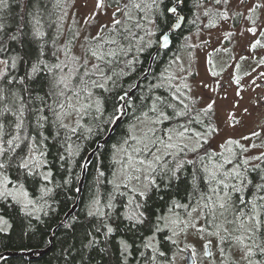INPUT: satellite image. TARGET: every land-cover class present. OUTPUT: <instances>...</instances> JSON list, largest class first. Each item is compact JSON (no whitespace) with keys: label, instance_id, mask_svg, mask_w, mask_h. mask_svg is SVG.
I'll return each instance as SVG.
<instances>
[{"label":"snow or ice","instance_id":"6c2138e0","mask_svg":"<svg viewBox=\"0 0 264 264\" xmlns=\"http://www.w3.org/2000/svg\"><path fill=\"white\" fill-rule=\"evenodd\" d=\"M42 2L34 0L29 19L7 35V41L5 25L0 23V201L22 214L29 221V227L32 217L39 220L36 214L47 206L53 192L49 187L54 181L53 161L48 159L47 141L51 138L59 142L56 159L65 161L74 155L78 146L74 150L72 137L83 127L86 117L102 111L104 99L97 91H111L109 85H114L118 76L116 68L121 58L132 52L134 43L141 42L137 47L139 52L151 46L142 43L144 37L139 32L147 31L149 35L159 32L156 43L166 49L170 41L168 31L180 26L184 19L180 15L182 0H125L123 3L112 0L115 7L108 23L98 24L95 35L84 36L81 52L76 55L73 48L80 32H73L60 44L63 24H56L54 35L45 30ZM215 2L219 4L221 0ZM59 4L57 0V7ZM7 7V0H0V8ZM105 7V0H96V9ZM259 7V4L253 5L249 12ZM149 14L154 19H149ZM97 15L94 11L85 23ZM204 15H209L207 10ZM220 15L222 19L228 18L227 11ZM58 19L62 22L64 16ZM169 20L172 22L168 24V31H164L158 22ZM145 21L150 28H146ZM247 31L255 35L257 28L249 27ZM259 35L264 36V31ZM7 42H13L19 50L10 54ZM250 47L255 50L264 44L255 39ZM132 63L133 60H123L126 67ZM260 64L264 65V57ZM21 68L23 75L13 74ZM211 74L219 75L215 71ZM172 79L175 78H169L168 95L150 96L151 103L142 105L139 115L134 114L133 121L113 145V179L108 182L112 191L103 203L99 196L90 200L87 216L99 220V225L92 226L95 235L91 231L86 233L89 239L85 247L98 243L102 229L108 238L124 224L125 231L133 236L140 229L146 235L140 236V247H136L135 239L131 243L126 238L119 239L123 264H128L133 251L139 253L143 264H156L158 257L173 264L175 254L169 259L160 251L158 235L165 231L170 235L164 239L174 246L178 245L175 237L182 234L191 233L201 239L214 237L221 257L225 246L238 251L240 261L230 260L228 264H264V259L255 258L257 254L264 257V167L261 166L264 151L256 156L247 155L249 148L231 137L218 145L219 151L213 150L210 141L219 133L210 116L215 101L195 109L190 106L195 103L192 97L186 96L180 85L171 83ZM37 83L39 89L33 87ZM235 83H240L238 77ZM182 87L191 91L187 83ZM125 96L127 93L117 96L116 100L124 101ZM185 97L190 103L185 102ZM122 115L124 105L114 104L108 122L118 123ZM258 135L252 132V136ZM180 184L185 185V195L177 199L173 190L178 193ZM165 196L169 197L167 213L154 211L152 202L163 201ZM119 197L123 199L118 200ZM8 226V220L0 215V232ZM211 246L212 239H207L203 247L209 258L212 253L207 249ZM192 255L195 257V252Z\"/></svg>","mask_w":264,"mask_h":264},{"label":"trees","instance_id":"16d2710c","mask_svg":"<svg viewBox=\"0 0 264 264\" xmlns=\"http://www.w3.org/2000/svg\"><path fill=\"white\" fill-rule=\"evenodd\" d=\"M208 1L183 0L180 5V13L185 16L182 27L172 33L171 45L157 52L149 76L143 80L139 89L134 93L133 100L129 104L130 109L128 115L119 123L110 140L94 155L91 164L88 166V173L79 206L69 220L57 228L50 250L37 259L30 260L20 255L10 256L2 259L0 264H123L118 245L119 239L122 237L126 238L130 243L135 239L136 247H140V236L146 235L144 229H140L133 236V234L125 231L124 224H120L119 231L108 238H105L102 229L97 237L98 243L90 247H85L89 239L86 233L91 231L95 235L92 226L99 225V220L87 216L88 205L94 196H99L103 203L107 199V194L112 191V185L108 182L113 179V145L117 144L128 124L133 121L134 114L139 115L142 105L151 103L148 99L150 96L168 95V83H166L168 78L165 75L167 67L174 61L181 49L186 46L185 40H187L189 34L199 30L202 26L209 28L216 24L211 18L218 17L219 11L213 9L207 10L209 13L207 16L204 15L205 12L203 14L200 13V8ZM211 1L213 4H217L215 0ZM107 2L112 4V7H115L112 0H107ZM123 2L125 0H121V3ZM7 4V8H0V23L5 25V41H7V35L14 33L18 25L29 19L28 13L33 10L34 0H7ZM66 7L64 0H60L58 7L57 0H43L41 4L42 10L45 12L46 31L54 35L56 33V24H63V33H66L60 38V44H63L66 39H69L74 32L73 27H69L66 31L64 29ZM60 16H64L62 22L58 19ZM204 17H208L209 20L203 22ZM149 19H154V17L149 14ZM171 22L169 20L158 23L160 24V28L166 31L168 24ZM49 24L51 27L47 26ZM145 24L146 28L151 27L147 24V21H145ZM134 31L139 30L134 29ZM139 34L144 37L142 43L144 45L150 43L151 46H146L144 51L139 52L137 51V47L141 42L137 41L134 43L132 45V52L127 57H122L120 66L116 68L118 76L115 84L109 85L111 91H97V95L104 99L102 111L99 114L86 117L82 122L83 127L79 128L77 134L72 137L71 143L74 145V150L75 146H78V151L74 155L69 156L65 161H60L56 159L59 142H54L51 138L47 141L50 152L48 159L53 161L52 171L54 181L49 185V187L53 188V192L49 195L47 206H44L43 211L36 214L39 216V220L36 217H32L31 227H29V221L22 214L0 201V215H3L9 222L6 231L0 232V251L6 249L43 248L49 244V236L52 233V229L58 225L67 209L76 200L78 181L81 176L85 156L95 146L96 142L105 136L112 124L108 121L113 114V105L117 103L121 104V101H117L116 97L122 96L135 84L136 80L146 70L150 56L158 45L156 40L159 32H156L155 35H149L147 31H140ZM7 46L10 49V54L13 50H19L18 46L13 42H7ZM125 59L133 60V63L126 67L123 64V60ZM13 74L23 75V69L21 68ZM161 84L164 86L158 87ZM33 87L39 89L40 84L37 83ZM181 88L186 93V96L192 97L195 101L194 105L190 104V106L197 110L202 108L188 90L183 89V87ZM40 94L43 95V92ZM25 97L27 98L26 93ZM185 102L190 103L186 97ZM210 116L213 122V112L210 113ZM193 127L198 126L193 125ZM89 128L92 129L91 132L88 131ZM60 151L62 152L63 149H60ZM261 166L264 167V164ZM190 168L191 166H189V170ZM100 172H103L104 175L100 176ZM11 174L14 175V173ZM251 175L255 176L256 174L252 173ZM178 187L179 192L176 193L174 189L173 194L177 196V199H181L185 195V185L180 184ZM36 196H39L38 192ZM121 199L123 198H118V200ZM168 200V196H165L163 201L155 199L151 206L154 211L166 214ZM120 211H124V209H120ZM74 217L76 218L75 220H73ZM68 224H73L74 226L67 227ZM167 235H170L167 231L159 234L158 240L160 241V251L164 252L167 258L171 259L173 254L179 250V246H174L171 242L166 241L164 237ZM141 251L147 252V250L142 248ZM255 258L264 259L259 254ZM164 261H166L164 257H158L156 264H162ZM128 264H143L138 252L133 251L132 255L128 258Z\"/></svg>","mask_w":264,"mask_h":264},{"label":"rangeland","instance_id":"374dc122","mask_svg":"<svg viewBox=\"0 0 264 264\" xmlns=\"http://www.w3.org/2000/svg\"><path fill=\"white\" fill-rule=\"evenodd\" d=\"M64 1L67 6L65 31L73 27L74 32L81 34L73 48L74 53L79 55L83 37L95 35L98 24L108 23L114 7H108L107 0L103 10L95 8L96 0ZM256 4L261 7L255 12H249ZM211 9L219 11L218 17L211 18L216 24L209 28L202 26L189 34L185 40L186 46L167 67L166 83H169L170 77L175 78L171 83L181 87L183 83H187L191 89L189 93L195 97L200 107L215 101L213 123L219 133L210 141L213 150L219 151L218 145L231 137L249 148L247 155L256 156L264 151V147H261L264 146V77L261 76L264 65L260 64V59L264 57V47L253 50L250 45L255 39H260L264 44V36L259 35L264 31V0H227V3L221 0L219 4H213L209 0L202 5L200 13ZM94 11L98 15L86 24V18ZM224 11H227V19L221 18L220 14ZM208 20V17H204L203 22ZM253 20L255 24L252 23ZM249 27H256L257 33H249ZM212 71L219 75L212 76ZM237 77L240 79L239 84L235 83ZM252 132L259 135L252 136ZM242 137L248 139L244 140ZM251 145L257 147L253 148ZM175 239L178 240L179 250L174 253L173 264H228L230 260L240 261L238 251L232 246H225L224 256L221 257L214 237L201 239L189 233ZM207 239H212L211 258L205 255L203 247ZM187 251L191 255L193 252L196 254L192 263L187 262Z\"/></svg>","mask_w":264,"mask_h":264},{"label":"water","instance_id":"95a60500","mask_svg":"<svg viewBox=\"0 0 264 264\" xmlns=\"http://www.w3.org/2000/svg\"><path fill=\"white\" fill-rule=\"evenodd\" d=\"M182 2H183V0H182ZM180 15L184 18L181 21V25L178 26V27L173 28L171 31H168V29L166 30V31H168V35L170 36L169 46L172 43V33L174 31L179 30L182 27L183 23H184L185 16L183 14H181V13H180ZM162 48L163 47L157 45L155 51L153 52V54L151 55V57L149 59V63H148L146 71L137 80V82L134 85V87L129 92H127L126 100L132 98L133 93L137 90L139 84L142 82V80L144 78H146L149 75V73L151 71V68H152V66L154 64L157 52L160 49H162ZM126 100H124V101L126 102ZM125 102L123 103V105H124V115L121 116L119 122L118 123L114 122L112 124V126H111V129L107 133V135L104 138L98 140L97 143L95 144L94 148L92 150H90V152L87 154V157H86L84 165H83L82 176H81L80 181L78 183L77 197H76L75 203L72 205L70 210L65 214L64 218L62 219V221L52 229V233L49 236L50 244L48 246H46L45 248H32V249H28V250H6V251H3V252L0 253V261L2 259H4V258L10 257V256H15V255H22V256L26 257L27 259H37V258H40L41 256H43L46 252H48L50 250V248L52 247V243H53V236H54L57 228L61 224L65 223L68 220V218L76 211V209L79 206L81 194L83 192V189H84V186H85L86 177H87V173H88V166L92 162L94 154L97 152V150L99 148H101L110 139V137H111L113 131L115 130V128L117 127V125L126 117L128 111H127V107L125 105ZM207 251L211 252V249L209 248V249H207ZM205 255H206V252H205ZM186 256H187V262L188 263H192L193 256L191 255L190 251L186 252Z\"/></svg>","mask_w":264,"mask_h":264},{"label":"bare ground","instance_id":"6f19581e","mask_svg":"<svg viewBox=\"0 0 264 264\" xmlns=\"http://www.w3.org/2000/svg\"><path fill=\"white\" fill-rule=\"evenodd\" d=\"M152 54H153V53H152ZM152 54H151V55H152ZM150 57H151V56H150ZM152 67H153V66H152ZM146 69H147V68H146ZM151 70H152V68H151ZM145 71H146V70H145ZM145 71H144V72H145ZM144 72H143V73H144ZM150 72H151V71H150ZM149 74H150V73H149ZM142 75H143V74H142ZM142 75H141V76H142ZM141 76H140V77H141ZM148 76H149V75H148ZM148 76H147V77H148ZM140 77H139V78H140ZM147 77H146V78H147ZM139 78H138V79H139ZM138 79H137V80H138ZM144 79H145V78H144ZM144 79H143V80H144ZM137 80H136V82H137ZM143 80H142V82H143ZM136 82H135V84H136ZM142 82H141V83H142ZM141 83L139 84V86L141 85ZM135 84H134V85H135ZM134 85H133V86H132L127 92H129V91L134 87ZM139 86H138L137 90L139 89ZM137 90H136V91H137ZM136 91H135V92H136ZM127 92H125V93H127ZM135 92H134V93H135ZM125 93H124L122 96H124ZM134 93H133V96H134ZM133 96H132L131 99H127V100H126V96H125V100H126V102H125V101H121V105H123V103L125 102V105H126V107H127V111H128V112H127V115H128V113H129V109H130V105H129V104H130V102L133 100ZM127 115H126V116H127ZM112 124H113V123H112ZM112 124L110 125V127H109L107 133H108L109 130L111 129ZM118 125H119V124H118ZM118 125H117V126H118ZM116 128H117V127H116ZM116 128H115V129H116ZM114 131H115V130H114ZM114 131H113V132H114ZM107 133L105 134V136L107 135ZM112 134H113V133H112ZM105 136H104V137H105ZM111 136H112V135H111ZM104 137H103V138H104ZM110 138H111V137H110ZM101 139H102V138H101ZM99 140H100V139H99ZM109 140H110V139H109ZM109 140H108V141H109ZM108 141H107V142H108ZM107 142H106V143H107ZM96 143H97V142H96ZM104 145H105V144H104ZM93 148H94V147H93ZM93 148H92V149H93ZM92 149H91V150H92ZM99 149H100V148H99ZM99 149H98V150H99ZM98 150H97V151H98ZM89 152H90V151H89ZM89 152H88V153H89ZM88 153H87V154H88ZM96 153H97V152H96ZM96 153H95V154H96ZM95 154H94V155H95ZM86 157H87V155H86L85 158H84V161H83V164H82V170H83V165H84V162H85ZM93 157H94V156H93ZM90 164H91V163H90ZM90 164H89V165H90ZM82 170H81V176H82ZM81 176H80V178H81ZM79 181H80V179H79ZM79 181H78V183H79ZM77 188H78V187H77ZM74 203H75V202H74ZM74 203H73V204H74ZM73 204H72V205H73ZM72 205L67 209V211L65 212V214L70 210V208L72 207ZM74 213H75V212H74ZM74 213H73V214H74ZM65 214H64V216H65ZM64 216H63V218H64ZM70 217H71V216H70ZM70 217H69V218H70ZM63 218H62V219H63ZM69 218H68V220H69ZM62 219L59 221V223L62 221ZM68 220H67V221H68ZM67 221H66V222H67ZM66 222H65V223H66ZM59 223H58V224H59ZM65 223H63V224H61V225H64ZM54 227H55V226H54ZM49 244H50V241H49ZM49 244H48V245H49ZM52 244H53V243H52ZM48 245H47V246H48ZM45 247H46V246H45ZM45 247H43V248H45ZM30 249H32V248H30ZM6 250H12V249H6ZM6 250H2V251H0V253L3 252V251H6ZM13 250H15V249H13ZM17 250H28V249H17ZM15 256H19V255H15ZM20 256H22V255H20ZM25 258H26V257H25ZM30 260H33V259H30ZM162 264H167V260L164 261Z\"/></svg>","mask_w":264,"mask_h":264}]
</instances>
